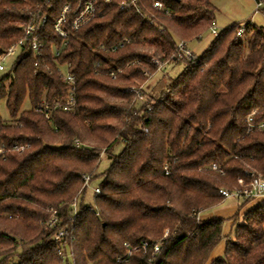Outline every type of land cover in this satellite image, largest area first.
Wrapping results in <instances>:
<instances>
[{
  "label": "trees",
  "instance_id": "1",
  "mask_svg": "<svg viewBox=\"0 0 264 264\" xmlns=\"http://www.w3.org/2000/svg\"><path fill=\"white\" fill-rule=\"evenodd\" d=\"M38 1L0 0L3 47L20 36L16 21L25 6ZM53 1L58 10L69 0ZM165 1L172 15L158 24L118 0L103 4L65 46L49 25L39 66L26 53L3 76L10 81L0 105L10 116L0 113V264H264V199L235 214L232 225L240 216L242 222L214 258L227 219L201 218L246 170L264 174V131L247 123L253 110L264 121V24H232L200 56L179 58L178 41L200 39L216 7L211 0ZM156 59L185 64L137 108ZM65 64L75 104L48 119L35 106L69 100L58 69ZM84 175L100 193L84 186ZM240 200V208L251 201ZM53 211L58 221L49 226ZM62 229L67 235L58 241ZM166 229L159 253L127 254L125 243H154Z\"/></svg>",
  "mask_w": 264,
  "mask_h": 264
},
{
  "label": "built area",
  "instance_id": "2",
  "mask_svg": "<svg viewBox=\"0 0 264 264\" xmlns=\"http://www.w3.org/2000/svg\"><path fill=\"white\" fill-rule=\"evenodd\" d=\"M113 0H69L66 1L60 9H56L53 0H39L32 5H26L22 10V18L16 21L20 30V36L10 41L8 46H2L0 43V89L2 86L8 85L10 76L3 77L11 68L14 62L19 59L21 55L26 53L33 54L37 62L35 66H39V59L43 57L44 50V35L47 33V28L52 25L54 33L63 40V46L68 43L70 36L90 23L99 13L103 4H109ZM255 13L261 14L264 17V0H254ZM118 6L121 9L131 11L135 15H138L143 20L151 24H158L163 17H169L172 15L171 8L167 5L165 0H118ZM211 34L215 37L219 34L221 28H219L216 20L212 22L209 28ZM242 30H240L241 32ZM1 38V33H0ZM123 45V43H120ZM117 46L113 47V50ZM55 54L59 55L61 49L54 48ZM175 54L179 58L192 57L193 51L188 47L187 41L180 39L175 48ZM155 62L159 65V61ZM158 67V69H159ZM58 69L61 71V76L64 81L70 86L69 100L65 103L60 100H56L54 105H51L45 101H42L35 106V110L42 113L46 118L50 119L53 111L56 108H62L68 110L75 104L74 97V76L70 73L69 64L59 65ZM154 73H149V79ZM256 110H253L247 117V123L249 130L264 131V121H256ZM144 132H147V128H143ZM4 149L0 148V153H3ZM216 169L217 166L215 165ZM84 186L90 188L93 191V195L100 193V186L93 185L90 175H84ZM238 186L234 189L221 188L219 192L226 198L236 199H249L258 200L264 199V174L254 173L248 170L245 171V176H241L237 180ZM73 214L77 213L78 205L77 198L72 203ZM90 211L95 208L88 206ZM58 221L55 211L48 221L49 226H55ZM169 231H165L164 236L154 243H150L145 240L138 246H130L129 243H125L127 247V254H132L133 251L142 249L146 253L150 248L152 254H157L161 250V240L168 235ZM67 235L64 229L57 232L54 236L56 240H62ZM126 261L127 258H120Z\"/></svg>",
  "mask_w": 264,
  "mask_h": 264
},
{
  "label": "rangeland",
  "instance_id": "3",
  "mask_svg": "<svg viewBox=\"0 0 264 264\" xmlns=\"http://www.w3.org/2000/svg\"><path fill=\"white\" fill-rule=\"evenodd\" d=\"M216 7V16L219 28L223 29L232 24H244L248 20L255 22L257 24H264V17L261 14L255 13V2L254 0H211ZM186 39V38H185ZM184 39V40H185ZM214 36L211 34L210 30L202 33L200 39H186L188 47L193 51V53L198 57L204 53L211 45ZM177 57V55L173 54ZM156 61H159L156 59ZM165 63V62H164ZM162 63L159 61V64H162L158 71L148 80L147 85H143L144 90L137 91L139 98L137 103V108H139L143 103L151 98V96H157L158 93L164 88V86L170 83L177 74L183 70L184 61L180 60L175 64L172 63ZM0 113L3 117L8 118L10 116L9 110L6 104L3 102L0 105ZM122 148L120 145L116 147V151H119ZM109 164V160L104 159L101 163L100 169L103 170ZM93 185H98L97 182H94ZM92 196L91 192H88L86 200ZM76 198V197H75ZM74 198V200H75ZM259 200H251L247 202L243 207H239V204L242 202L240 199L236 198H226L220 204L209 208L208 210H203L201 213V218L207 219L211 217H224L227 219L224 226L225 237L216 247L215 251L211 254V258H214L221 254L224 250L226 238H232L236 227L239 223L242 222V217L238 219L233 225L232 223L236 220V213L239 211L240 215H243L251 206L255 205ZM78 205V200H77ZM53 214V212H52ZM51 214V216H52ZM234 216V217H233ZM49 227V226H48ZM167 231V229L165 230ZM231 231L229 235L228 232ZM229 235V236H227ZM164 236V234H163ZM17 258H15V261Z\"/></svg>",
  "mask_w": 264,
  "mask_h": 264
},
{
  "label": "crops",
  "instance_id": "4",
  "mask_svg": "<svg viewBox=\"0 0 264 264\" xmlns=\"http://www.w3.org/2000/svg\"><path fill=\"white\" fill-rule=\"evenodd\" d=\"M216 22H217V20H216ZM218 24V23H217Z\"/></svg>",
  "mask_w": 264,
  "mask_h": 264
}]
</instances>
